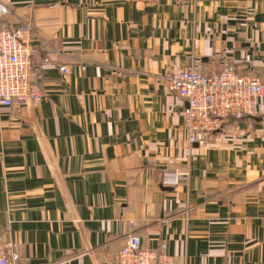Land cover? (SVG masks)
I'll return each instance as SVG.
<instances>
[{
	"label": "crops",
	"instance_id": "1",
	"mask_svg": "<svg viewBox=\"0 0 264 264\" xmlns=\"http://www.w3.org/2000/svg\"><path fill=\"white\" fill-rule=\"evenodd\" d=\"M0 1L1 27L32 26L42 93L0 110V241L20 264H114L130 233L176 264H264V114L187 155L164 79L264 80V0Z\"/></svg>",
	"mask_w": 264,
	"mask_h": 264
},
{
	"label": "built area",
	"instance_id": "2",
	"mask_svg": "<svg viewBox=\"0 0 264 264\" xmlns=\"http://www.w3.org/2000/svg\"><path fill=\"white\" fill-rule=\"evenodd\" d=\"M9 8L0 1V19L9 14ZM33 29L0 26V110L24 108L41 100L37 85L39 67L32 60ZM250 60V56H247ZM63 74L69 73L61 66ZM170 92L185 97L183 124L187 133L185 152L191 154L194 146L206 147L231 119L240 120L264 114V80L251 74H241L234 65L206 74L198 66L170 71L165 76ZM136 233H130L114 264H176L168 254L166 243L146 248ZM22 257L15 242L0 241V264H20Z\"/></svg>",
	"mask_w": 264,
	"mask_h": 264
}]
</instances>
